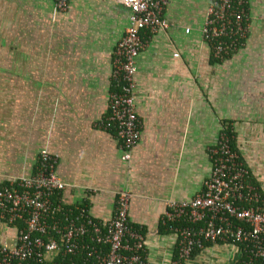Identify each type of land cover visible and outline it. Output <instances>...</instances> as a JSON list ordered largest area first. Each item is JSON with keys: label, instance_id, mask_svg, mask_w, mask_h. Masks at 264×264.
<instances>
[{"label": "crops", "instance_id": "obj_1", "mask_svg": "<svg viewBox=\"0 0 264 264\" xmlns=\"http://www.w3.org/2000/svg\"><path fill=\"white\" fill-rule=\"evenodd\" d=\"M210 1L168 0V27L142 32L134 74L140 135L122 160L118 138L97 122L108 110L112 49L128 10L118 0H68L65 10L54 0H0V185L30 175L46 147L66 204L106 220L117 192L128 191L145 264L173 258L176 236L160 223L165 201L200 190L207 149L223 126L264 196V0H246L248 32L221 56L199 30ZM239 256L235 245L206 243L185 264H235Z\"/></svg>", "mask_w": 264, "mask_h": 264}, {"label": "built area", "instance_id": "obj_2", "mask_svg": "<svg viewBox=\"0 0 264 264\" xmlns=\"http://www.w3.org/2000/svg\"><path fill=\"white\" fill-rule=\"evenodd\" d=\"M128 10L127 25L112 49L108 110L97 122L119 140L120 158L128 160L139 139L135 111V59L148 35L165 30L168 0H118ZM246 0H211L200 27L214 56L234 49L248 32ZM65 10L68 0H54ZM188 27L185 28L188 31ZM177 55V53H174ZM232 131L223 126L207 149L209 173L198 192L169 198L160 223L176 236L175 254L167 264H185L206 243L239 248L235 264H264V196L250 170L231 147ZM66 183L56 172V155L38 150L33 172L0 185V264H145L144 234L128 219L130 193L119 190L106 220L86 206L68 205ZM1 234V233H0ZM6 238L12 241L6 244Z\"/></svg>", "mask_w": 264, "mask_h": 264}, {"label": "rangeland", "instance_id": "obj_3", "mask_svg": "<svg viewBox=\"0 0 264 264\" xmlns=\"http://www.w3.org/2000/svg\"><path fill=\"white\" fill-rule=\"evenodd\" d=\"M11 243H12V241L10 239L6 238V244L10 246Z\"/></svg>", "mask_w": 264, "mask_h": 264}, {"label": "trees", "instance_id": "obj_4", "mask_svg": "<svg viewBox=\"0 0 264 264\" xmlns=\"http://www.w3.org/2000/svg\"><path fill=\"white\" fill-rule=\"evenodd\" d=\"M230 145H231L232 148H234V146H233V141H232V140H231V144H230ZM234 149H235V148H234ZM161 225H162V224H161ZM163 226H164V225H163ZM197 250H199V249H195V250L192 252V254H193L195 251H197ZM192 254H191V255H192Z\"/></svg>", "mask_w": 264, "mask_h": 264}]
</instances>
